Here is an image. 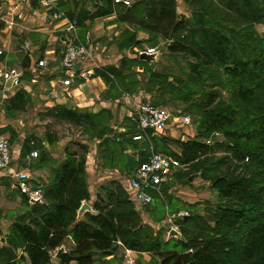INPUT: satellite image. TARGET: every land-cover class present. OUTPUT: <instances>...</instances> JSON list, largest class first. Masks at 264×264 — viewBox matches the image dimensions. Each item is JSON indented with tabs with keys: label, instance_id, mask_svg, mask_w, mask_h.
I'll return each instance as SVG.
<instances>
[{
	"label": "trees",
	"instance_id": "trees-1",
	"mask_svg": "<svg viewBox=\"0 0 264 264\" xmlns=\"http://www.w3.org/2000/svg\"><path fill=\"white\" fill-rule=\"evenodd\" d=\"M181 1L188 16L178 14L176 0H140L129 7L112 0H92V12L81 7L76 15L75 2L73 10L60 5L56 10L64 12L77 27L114 14L117 22L133 30L119 36V51L132 53L133 48H140L136 33L144 32L148 35L145 43L154 46L156 39L164 42L163 58L184 61L179 67L184 77L147 70L151 63L140 61L136 54L133 59L122 58L119 67L96 69L93 76L100 77L118 95L142 90L160 103L179 100L186 106L185 111L195 117V137L171 142L179 148L178 156L160 149L166 145L164 141L158 147L182 166L172 181L191 183L198 176L216 193L218 204L206 206L204 215L176 219L180 240H162L161 233L168 231L164 224L155 231L143 221L130 200L127 178H114L91 196L86 145L72 142L64 150V159L55 163L42 152L39 141L28 138L23 141L20 158L41 150L32 168L50 165V175L41 189L43 204H29L28 211L12 223L6 237L9 246L7 242L0 246V264H16L14 251L18 248L25 250L29 264H51V253L64 246L68 237L74 247L61 254L58 264H93V257L113 255L119 247L149 254L158 260L156 264H264V0ZM257 26L263 28L261 33ZM132 67L143 73L134 90L128 83L129 75L123 74ZM27 104L28 94L19 90L7 100L5 110L12 115L24 111ZM44 115L82 129L89 140H99L97 156L102 168L130 170L131 174L149 158L141 154L132 166L131 158L121 157L125 149H132L131 140L137 142L133 140L137 131L134 129L131 140L116 135L106 138L111 119L107 110L80 114L56 106ZM214 133L222 135L223 142L210 143ZM53 138L48 136V144ZM72 146L76 150H71ZM218 153L222 156L215 158ZM169 188L168 183L163 184L159 192L150 194L170 206ZM82 202L94 213H85L83 220L77 221ZM170 241L182 250L169 249Z\"/></svg>",
	"mask_w": 264,
	"mask_h": 264
},
{
	"label": "crops",
	"instance_id": "crops-1",
	"mask_svg": "<svg viewBox=\"0 0 264 264\" xmlns=\"http://www.w3.org/2000/svg\"><path fill=\"white\" fill-rule=\"evenodd\" d=\"M41 1L42 0H0V70L13 69L17 73L22 74L9 90L5 88L4 85L0 84V110L6 119L5 123L0 122V132L2 137L5 138L6 134L3 132L9 126H11L12 129L14 128L11 123L14 120L11 119H13L16 114L26 111L29 107L36 110L38 108V113H42L40 115L42 129H45L42 136L39 137V143L42 146V152L48 154L47 156L49 159L55 161V163L62 161L64 159V150L70 142H80L88 147L86 158L87 183L89 192L94 195L95 190L93 188L98 182L104 179L107 181L114 178L126 179L130 175V170H126L125 172H120L117 168H102V170H98L95 161L99 158L97 156V148L100 141L96 139L89 140V138H82L79 141L70 140L62 135L60 136L57 132L53 133L51 128L50 130L45 128L49 122H54L57 125L66 124L63 122H56L51 117L44 115L45 111L56 106H61L80 114H96L102 110H107L111 116L108 124L110 133L105 137L113 138V136L116 135L118 137L124 136V140H131L132 136H134L133 131L135 129L133 121L134 111L139 103L146 100L149 101L151 98L142 90H136L132 94L122 92L118 95V91L116 92L114 89L109 88L100 77H95L93 75L85 81L75 80L71 85L63 86L62 80L65 79V76L60 68V58L64 48L63 41L66 37V33L64 32L65 23L70 21L65 17L64 12L57 11L56 8L60 5L65 8V10H73L72 2H75L78 4L76 15L81 7L92 12V0H63L57 3L54 9L50 11H44L42 9ZM99 1L100 0H97V2ZM129 1H132V4L140 0ZM176 2L177 12L178 8L183 7V9H181L184 10V12H186L185 15L188 16V10L183 2L181 0H176ZM55 12L61 13L63 18L61 20H54L52 14ZM115 17L116 16L113 14L108 17L85 21L79 27L70 22L75 26V43L87 46L92 51L91 59L85 64V69L88 70L90 74H93L96 69L101 67H119L122 58L126 57L133 59L135 54L138 55L139 52H145V49L138 51L141 47L146 45L145 41L148 35L144 32L136 33L137 40L141 41L140 48H133L131 51L132 53L127 50H118L117 42L122 32L125 30L132 32L133 30L131 29L132 27L126 23L117 22ZM147 49H153L154 52L158 53L162 50L160 49L159 51L156 48ZM158 56L156 60H159L160 57ZM43 59L47 60L46 67L36 70L37 62ZM150 66L151 65L148 66V69ZM136 68L137 72L142 74V70H139L138 67H132L131 70ZM123 74L127 75L129 71H124ZM19 90H23L28 94L29 104L26 105L24 111H14L12 115H9L5 110L6 102ZM183 113L181 114L185 115V113ZM150 132L151 131H147L143 134V139L137 142L131 140V150L128 149L129 147L126 144L128 148L125 149L121 157L131 158L133 163H136L141 154H143V158L150 157L153 152L152 149H159L158 146L163 143V141L168 144L173 141H187L195 137V129L190 125L182 124L180 118H173L166 129L159 134L155 135ZM48 136L54 137L52 139L54 141L50 144H48ZM25 137H27L26 139L30 138L28 135ZM17 138L18 139L14 141L13 145L10 146L12 154V164L9 169L10 174L21 171L19 170L20 163L18 160L20 159V150L25 139L18 136ZM118 140L121 139L119 138ZM40 151L41 150L38 152ZM161 153L164 154L163 152ZM164 155L172 157L167 154ZM24 158L30 162L32 161L30 159L32 158L30 153L25 155ZM49 166L39 170L31 168L30 172H32V176L29 178V182L32 184V181H35L36 177L40 179L38 180L39 182H46L48 172L51 168ZM0 177L9 182L12 181L7 171L2 172ZM192 183L193 181L191 184ZM179 193L184 196H178L176 198L181 199L183 202L181 203L186 205L200 202L198 199H200V196L203 194L197 195L192 191L188 193H181L179 191ZM212 193L215 192L212 191ZM168 194L170 195L171 192L168 191ZM142 218L151 226L156 225L157 227L158 223L155 224L150 215L142 214ZM80 220H83V216ZM66 244L74 247V243L70 237L65 240L64 249ZM123 251L124 249L119 247L113 255L105 257L97 255L93 257V264H126ZM130 252L131 257L136 260V264H153V259L149 254ZM54 259H52L51 262L53 264H58V261Z\"/></svg>",
	"mask_w": 264,
	"mask_h": 264
},
{
	"label": "rangeland",
	"instance_id": "rangeland-1",
	"mask_svg": "<svg viewBox=\"0 0 264 264\" xmlns=\"http://www.w3.org/2000/svg\"><path fill=\"white\" fill-rule=\"evenodd\" d=\"M181 8L183 9V7L178 8V14L180 16H186L185 15L186 12H184V10H182ZM256 30H257V32L261 33L263 28L261 26H257ZM155 43L156 44L154 46H151L148 43H146V45H144L143 47L140 48V50H138V51H141V49L146 50L147 48H156L160 51V49H162L158 53V55H159L158 57H160L159 60L157 59L155 62L151 63L150 67L156 72H167L172 76L184 77L183 74H181V71L179 70V67L181 65L182 66L184 65V61L180 57H175V58H173V60L162 58L163 54L165 53V44L162 40H159V39H156ZM94 53H93V55H94ZM161 53H162V56H161ZM91 54H92V51H91ZM134 54H135V52H134ZM147 70H148V67H147ZM130 73H132V74H130ZM142 74L137 72V68L130 70L129 74H127V75H129L128 83L131 85L133 90L135 89V87H136L135 85L137 84V82H139L138 79L142 78ZM120 85H121L120 82H117V86H120ZM120 89H122V88L120 87L119 90ZM145 94H147V93H145ZM149 101L152 105L154 104L156 106H162L164 108H167L170 112H179L180 115H182L181 113L184 112L185 116H188L191 120L190 126H192L194 128V122L193 121H194L195 117H193L190 113L185 111L186 106L181 101H179V100H167V102H161L160 103V102H158V99L156 97L151 98ZM38 112H39L38 108L36 110V109L29 107L26 111L16 114L13 117V119H11V120H14L13 122H11L14 128L12 129L11 126H9L3 132L6 134V137L4 139H6L8 141L10 146H12L14 141L16 139H18L17 136L21 137L22 139H26L27 137H25V136L28 135V136H30V138H33L34 140L39 141V137L42 136L43 131H45V129L44 128L42 129V125H41L42 120L40 118V115L42 113L39 114ZM5 120H6L5 116L2 115L1 110H0V122L5 123L6 122ZM45 128L48 130H50V128H51V131L53 133L57 132L60 136L62 135L63 137L68 138L70 140L79 141L82 138H89V136L86 135L82 131V129H79L75 126L73 127V126L68 125V124H66V125H64V124L59 125L58 124L57 125L54 122H49ZM0 138H3L1 132H0ZM71 143L72 142L68 143L67 146H71L70 145ZM161 149L165 152H168V154H175L177 156L180 155L179 148L175 144H172V143H168V144L164 145L163 148H161ZM71 150H76V147L72 146ZM162 150L154 149V151H157V152H162ZM220 156H222V154L218 153L215 155V158H218ZM123 158H125V157H123ZM30 159L32 160L31 162L26 160L25 158H20L18 160L20 163L19 170H21V171L17 172V173H25L28 178H30L32 176L31 175L32 172H30V170H31L32 166L34 165V163L36 162L37 158H30ZM95 162H96L95 164L97 165L98 170H102L101 160L99 158H97ZM131 163L133 166L134 165L133 161ZM32 169H34V168H32ZM179 170H181V169H179ZM48 177H49V172H48ZM48 177L46 179V182L48 180ZM193 178L194 179H193L192 184L186 183L187 181H185L184 183H180V182L177 183V182H174L172 180L167 182L168 186H170L169 191L171 192L170 198H171L172 202H171L170 206H166L165 201L162 200L160 202L158 199H154L152 197V203L149 206H146V208L145 207H141V208L138 207V209H140L139 212L141 214V217H142V214L143 215L148 214L152 217V220L155 222V224L158 223V221H159L157 227H156V225H154V226L152 225V228L155 231L158 230V228L161 224H164L165 230H167L168 232L170 230H175L173 228V226L167 222V219L170 218L172 215L177 214L178 212H186L187 214H196L197 213V214L204 215L205 211H206L204 208L206 206H210L211 208H214L218 204L219 201L217 199V195H216V193H212V190L209 188L208 183H203V181L198 176H195ZM38 180H40V179L36 177L35 181H32V184L29 183L30 189L31 190H37L40 192V194H42L41 189H42V186H44L46 184V182L45 181L39 182ZM41 182H42V185H41ZM107 182L108 181L104 179L101 182H98L94 186L93 189L96 192L98 190V187L100 186V184L105 185ZM13 184L14 183L12 181L9 182L8 180L0 177V229H1L0 246L6 244V242H7L6 237H8L9 229H10L12 223L18 217L22 216L29 209V203L27 205L22 203V199L20 197V194L13 187ZM204 184H207V185H204ZM179 191L181 193H184V192L188 193V192L192 191V192L196 193L197 195H200L201 193H203V194L200 196L201 198L198 199V201H200V202L194 203V204H196L194 207H189V206L185 207L182 204L183 203L182 200L176 198L178 196H184L183 194H180ZM91 196H93V195L91 194ZM27 220L28 219H25V222H27ZM174 221L175 220H173V225H174ZM146 224L149 225L148 222H146ZM175 231L178 232V229L176 228ZM168 232L167 233L166 232L161 233V239L162 240H165L168 238ZM65 240H67V239H65ZM8 244L9 243L7 242V246H9ZM64 245H65V243H64ZM72 249H73V246L66 244L65 251H70ZM169 249L181 251L182 247L180 245H176L174 243V241H170ZM123 252L125 253V250ZM14 253L16 254V259H17L16 264H29L28 260H27V254L23 248L16 249L14 251ZM55 253H56V251L51 253L52 259H54ZM152 259H153V264H156V262L158 263L157 259H155L153 257H152ZM51 264H53V263L51 262Z\"/></svg>",
	"mask_w": 264,
	"mask_h": 264
},
{
	"label": "built area",
	"instance_id": "built-area-1",
	"mask_svg": "<svg viewBox=\"0 0 264 264\" xmlns=\"http://www.w3.org/2000/svg\"><path fill=\"white\" fill-rule=\"evenodd\" d=\"M61 1L63 0H42L41 7L44 11H50ZM112 2L113 4H122L126 7L131 5L129 0H112ZM52 18L54 20H61L63 15L59 12H55L52 14ZM64 32L66 33V37L63 41L64 48L60 58V68L65 76V79L62 80V85L69 86L75 80L85 81L93 75L85 69V64L91 59V50L86 46L75 43V26L72 23H65ZM145 52L152 54L154 50L147 49ZM46 65L47 60H40L36 64V70L43 69ZM17 74L19 73L13 69H1L0 84L4 85L6 80ZM15 82H17V80ZM173 118H180L184 125H190L191 123L188 116L180 115L179 112H170L167 108L152 105L148 101L139 103L133 114V121L137 131L133 140L139 141L143 139V134L147 131H151L155 135L163 132ZM30 156L36 158L38 152L33 151L30 153ZM11 164V147L6 139L0 138V174L7 171L8 176H11L12 182L17 184L19 189L24 192L29 199H42L39 191L30 189L29 178L25 173H9ZM179 169H182V166L176 158L166 156L160 152H152L148 160L137 166L126 179V187L130 194V200L137 208L149 206L152 203L150 192H158L160 186L171 181L173 175ZM187 215L186 212H178L168 218L167 222L176 230L177 227L173 225V220L181 219ZM130 254V251L125 250V263L136 264L135 259L132 258Z\"/></svg>",
	"mask_w": 264,
	"mask_h": 264
},
{
	"label": "water",
	"instance_id": "water-1",
	"mask_svg": "<svg viewBox=\"0 0 264 264\" xmlns=\"http://www.w3.org/2000/svg\"><path fill=\"white\" fill-rule=\"evenodd\" d=\"M157 56H158V52H154L152 54H149L147 52H141V53L138 54V57H139V60L140 61H144V62H148V63L155 62ZM21 75L22 74L19 73V74L15 75L14 77H11L10 79L6 80V82L4 84V87L7 88L8 90L11 89L12 86H13V83L16 80H18L21 77ZM144 102L145 101H143V103ZM209 142L212 143V144H214V143H221V142H223V136L220 135V134L214 133V134L211 135V137L209 139ZM13 187L18 191V193L20 194V196H22L25 200L28 201L29 204H31V205H33V204H43L42 199H35V200L34 199H29L27 197V195L19 189V187H18L17 184H13ZM85 213H91V214H93L94 212H93V210L91 209V207L86 202H82L80 208L77 211V218H76V220L77 221H80V219L82 218V216ZM170 238H174L176 240H180L181 234L179 232H176L175 230H170L168 232V238H167V240L170 239ZM63 252H65V249H64V246H61L57 250L54 258L58 261L60 259V256H61V254Z\"/></svg>",
	"mask_w": 264,
	"mask_h": 264
}]
</instances>
